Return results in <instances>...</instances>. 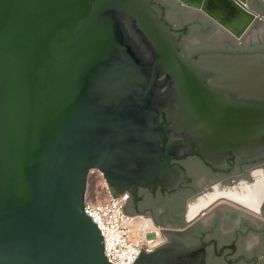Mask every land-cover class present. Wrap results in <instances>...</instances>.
<instances>
[{"label":"water","instance_id":"1","mask_svg":"<svg viewBox=\"0 0 264 264\" xmlns=\"http://www.w3.org/2000/svg\"><path fill=\"white\" fill-rule=\"evenodd\" d=\"M227 1L247 16L245 32L264 24L258 1L255 11ZM183 34L152 0H0V264H111L83 209L91 171L129 200L137 188L176 190L184 172L171 159L221 169L230 155L264 158V54L188 59ZM262 194L261 182L214 188L188 219L220 198L255 212ZM161 231L170 241L174 231ZM136 256L131 264H206L203 244L177 240Z\"/></svg>","mask_w":264,"mask_h":264},{"label":"flooded vegetation","instance_id":"2","mask_svg":"<svg viewBox=\"0 0 264 264\" xmlns=\"http://www.w3.org/2000/svg\"><path fill=\"white\" fill-rule=\"evenodd\" d=\"M256 1L264 7V0H249L248 5L251 2L256 4ZM152 3H158L162 8V19L172 30L175 26L169 19L172 13L165 14L167 6L182 10L189 20L198 18L203 24L212 27L203 44L196 38H185L182 30H174L184 33L179 40L188 59L204 53L264 54V37L240 42L218 40L217 28L212 22L202 20L197 15H188L174 0H152ZM258 14L264 20V13ZM169 163L183 170L185 181L171 192L160 186L152 191L137 188L136 199L130 198L126 204L127 213L146 215L156 225L175 230L169 234L170 241L177 240L186 247L203 244L206 264H264V158L249 163H236L230 155L221 169L206 164L198 155L171 159ZM253 182H261L263 188L255 212L220 198L197 217L188 219L189 205L206 192L214 188L238 191L241 185Z\"/></svg>","mask_w":264,"mask_h":264},{"label":"built area","instance_id":"3","mask_svg":"<svg viewBox=\"0 0 264 264\" xmlns=\"http://www.w3.org/2000/svg\"><path fill=\"white\" fill-rule=\"evenodd\" d=\"M99 181L92 197L86 191L84 212L89 216L104 239V256L111 264H131L140 248L152 252L163 244L169 243L167 236L161 230L175 231L154 225L146 215H124L121 210L130 195L127 192L114 198L108 184L97 171Z\"/></svg>","mask_w":264,"mask_h":264},{"label":"bare ground","instance_id":"4","mask_svg":"<svg viewBox=\"0 0 264 264\" xmlns=\"http://www.w3.org/2000/svg\"><path fill=\"white\" fill-rule=\"evenodd\" d=\"M187 5L197 7L216 21L223 24L229 32L219 30L218 40H235L242 38L245 41L264 37V24L254 22L247 30L244 27L248 22L247 16L227 0H182ZM244 31V33H243Z\"/></svg>","mask_w":264,"mask_h":264},{"label":"trees","instance_id":"5","mask_svg":"<svg viewBox=\"0 0 264 264\" xmlns=\"http://www.w3.org/2000/svg\"><path fill=\"white\" fill-rule=\"evenodd\" d=\"M166 13H172V16L169 17V19H170L171 24L175 26L174 30L184 31L185 38H188V39L196 38L197 40L200 41V44L205 43L204 42L205 37L212 31V27H210L209 25L203 24L202 22L198 20V18H191L189 20L188 19L189 17L185 15L184 12L180 9H176L172 6H169V7L167 6V8L165 9V14ZM197 27L199 28L195 29ZM163 122H164L163 116L161 115L160 124L162 125ZM164 142H165V139L162 138L161 146H163ZM157 224L159 223L157 222Z\"/></svg>","mask_w":264,"mask_h":264},{"label":"rangeland","instance_id":"6","mask_svg":"<svg viewBox=\"0 0 264 264\" xmlns=\"http://www.w3.org/2000/svg\"><path fill=\"white\" fill-rule=\"evenodd\" d=\"M263 38V37H262ZM99 181V177L97 174H89L88 179H87V192L90 197L93 196L95 187Z\"/></svg>","mask_w":264,"mask_h":264},{"label":"crops","instance_id":"7","mask_svg":"<svg viewBox=\"0 0 264 264\" xmlns=\"http://www.w3.org/2000/svg\"><path fill=\"white\" fill-rule=\"evenodd\" d=\"M258 5H262L260 2H258ZM250 9H252L253 11H255L252 2L248 5ZM263 11H264V7H263Z\"/></svg>","mask_w":264,"mask_h":264}]
</instances>
